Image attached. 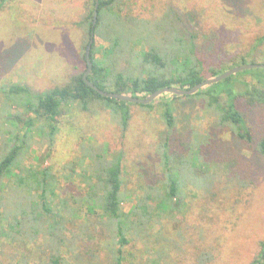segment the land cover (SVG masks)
Returning a JSON list of instances; mask_svg holds the SVG:
<instances>
[{
  "label": "trees",
  "instance_id": "trees-1",
  "mask_svg": "<svg viewBox=\"0 0 264 264\" xmlns=\"http://www.w3.org/2000/svg\"><path fill=\"white\" fill-rule=\"evenodd\" d=\"M137 5L136 0H98L92 26L94 0H87L79 19L74 21L80 33L81 69L62 85L36 93H30L23 85L10 87L11 93L25 95L16 103L31 111L36 119L40 117L48 123L50 141L56 129V116L70 103L86 110L89 103L99 101L118 118L122 131L128 126L131 117L128 103L98 94L82 79L86 68L84 50L90 39L92 67L88 80L102 90L142 98L165 86L189 88L241 63L264 62L257 60L264 53V33L255 34L243 44L237 38L226 48L222 43L216 47L221 49L219 55H205L202 49L205 42H197L200 33L174 1H166L161 11L155 9L152 16H142L141 7L146 6L140 3L136 10ZM210 35L219 37L216 30H210ZM242 73L253 77L243 82L244 90L239 94L248 105L264 104V68L237 72L212 83L210 89L224 88L223 83ZM199 92L200 89L196 91ZM239 94L230 84L225 85L224 91L209 92L206 111L213 114V127H227L239 140L250 145L252 130L244 111L238 108ZM113 102L120 105H112ZM141 105L152 108L153 102ZM158 105L166 127V134L155 148L164 171L163 189L152 186L143 189L142 195H136V202H131L129 195L126 198L122 190V149L109 153L103 145L83 153L93 165L88 167L85 188L78 197L56 192L59 175L48 166L24 171L19 161L29 144L28 134L34 118L22 121L18 114H11L24 122L27 129L22 134L25 138L14 134L12 144L5 143L0 158V243L12 244V250L4 258L0 257V264H71L73 259L75 264H122L126 255L132 260L135 258L132 264H178L176 257L168 252L173 246L182 252L180 245L186 242L185 237L178 234L179 243L169 238L149 239L150 224L162 223L160 211L177 209L184 202L188 184L202 190L206 204L221 197L222 202L230 205V199L239 200L252 180L238 163L239 159L208 158L202 153V148L210 142L203 144L208 140L206 134L197 144L193 140L183 142L186 152L172 149L169 137L176 122L173 107L167 101ZM255 148L264 156V136ZM214 163L224 165V172L209 171L208 167ZM15 167L19 172L13 171ZM12 175L15 182L8 186L7 180ZM12 189L14 193L25 194L14 205L9 197ZM70 201L78 202L83 209L68 206ZM125 202L130 203L127 212L122 209ZM138 240L144 244L138 253L123 250L124 245L130 242L134 245ZM258 246L259 252L250 264H264V239L258 241ZM194 258L193 264H207L213 254L208 249H196Z\"/></svg>",
  "mask_w": 264,
  "mask_h": 264
},
{
  "label": "rangeland",
  "instance_id": "rangeland-1",
  "mask_svg": "<svg viewBox=\"0 0 264 264\" xmlns=\"http://www.w3.org/2000/svg\"><path fill=\"white\" fill-rule=\"evenodd\" d=\"M136 1V10H139L140 3L146 6L141 7L142 16H152L155 9L160 8L161 11V5L169 0ZM172 1L200 33L197 42H205L202 48L205 55H219L221 49L217 50L216 47L222 43L226 48L237 38L243 44L255 34L264 33V0ZM86 3L87 0L2 1L0 158L5 143L12 144L14 134H19L20 139L25 138L22 135L27 129L24 122L11 117V114H18L22 121L31 120L32 117L34 121L28 134L29 144L19 161L24 171L26 168L39 170L48 166L51 172L59 175L56 192L63 196L73 194L78 197L84 191L88 167L93 165L90 159L83 157V153L103 145L109 153L122 149V190L126 198L129 195L131 202H136V195H142L143 189L150 186L163 189L164 171L155 148L157 141L166 134L158 104L167 101L176 117L169 137L172 149L179 153L186 152L183 142L193 140L192 143L197 144L206 134L208 140L203 144L210 142L202 148V153L204 151L208 158L239 159L238 163L246 169L252 183L239 200L231 198L230 205L222 202L221 197L206 204L200 192L202 190L188 184L184 189V202L172 211L161 210V224H150L149 239L169 238L179 243L178 234L185 237L186 242L180 245L182 252L174 246L168 252L170 256L176 257L178 264H193L196 249H208L213 254L212 261L207 264H250L259 252L258 241L264 239V156L255 148L256 142L264 136V104L248 105L239 94L244 90L243 82L251 80L252 75H235L223 83L224 88L221 89L220 86L210 89L209 84L202 87L199 93L179 95L164 92L155 98L152 108L125 101L131 114L125 131H122L118 118L101 102L89 103L86 110L76 103H70L56 116L52 141L48 123L43 118L36 119L31 111H26L24 106L15 102L25 95L21 97L11 93L12 85L27 86L30 93H36L62 85L81 69L80 33L74 21L79 19ZM210 30H216L219 37L211 36ZM257 60L263 61L264 53ZM226 84H230L240 96L238 108L244 111L252 130L253 141L250 145L239 140L227 127L215 128L211 125L213 114L206 111L209 92L224 91ZM115 104L120 105L118 102L112 103ZM206 167L203 166V169ZM223 167L222 164L214 163L208 168L221 174ZM13 171L19 172L16 167ZM7 182L8 186H12L15 176H10ZM24 196L14 193L13 189L9 194L13 205ZM68 206L83 209L78 202L70 201ZM129 208V202L122 205L125 212ZM131 244L124 245L123 250L136 254L144 248L140 240ZM0 248V257L4 258L12 250V244L0 243ZM132 261L135 258L132 260L126 255L122 264H132ZM71 262L75 264L74 259Z\"/></svg>",
  "mask_w": 264,
  "mask_h": 264
},
{
  "label": "water",
  "instance_id": "water-1",
  "mask_svg": "<svg viewBox=\"0 0 264 264\" xmlns=\"http://www.w3.org/2000/svg\"><path fill=\"white\" fill-rule=\"evenodd\" d=\"M97 6H98V0H94V10H93V20H92V26H94L95 21H96V16H97ZM91 39L89 40V43L85 47L84 50V58L86 62V68L84 72L82 73V79L83 81L91 87L93 90H95L98 94L105 96V97H111L114 99H119L127 102H136L140 104H148L151 102H154L155 98L160 95L161 93L164 92H171L173 94H179V95H187V94H192L202 87L218 82L232 74H235L237 72L247 70V69H252V68H264V62H256V63H241L235 66H232L225 71L217 74L216 76L205 78L201 80L200 82L194 84L193 86L189 88H179L177 86H165L156 89L152 93L148 94L146 97H137L133 96L130 94H124V93H119V92H113V91H108V90H102L98 88L96 85H94L91 81L88 80L87 76L89 72L91 71V61H90V56H89V50H90V44H91Z\"/></svg>",
  "mask_w": 264,
  "mask_h": 264
}]
</instances>
